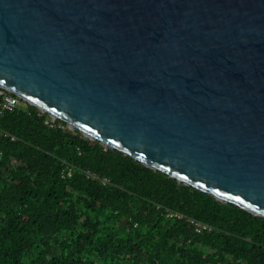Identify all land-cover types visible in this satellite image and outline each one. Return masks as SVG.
<instances>
[{"label": "water", "instance_id": "water-1", "mask_svg": "<svg viewBox=\"0 0 264 264\" xmlns=\"http://www.w3.org/2000/svg\"><path fill=\"white\" fill-rule=\"evenodd\" d=\"M0 87L264 217V0H0Z\"/></svg>", "mask_w": 264, "mask_h": 264}, {"label": "trees", "instance_id": "trees-1", "mask_svg": "<svg viewBox=\"0 0 264 264\" xmlns=\"http://www.w3.org/2000/svg\"><path fill=\"white\" fill-rule=\"evenodd\" d=\"M22 103L0 113V264H264V217Z\"/></svg>", "mask_w": 264, "mask_h": 264}, {"label": "built area", "instance_id": "built-area-1", "mask_svg": "<svg viewBox=\"0 0 264 264\" xmlns=\"http://www.w3.org/2000/svg\"><path fill=\"white\" fill-rule=\"evenodd\" d=\"M0 88H1V90H0V96H1L0 113H3V111L13 112V111L17 110L18 108H20L23 99L20 96L8 91L7 89H4L2 87H0ZM43 113H45V112H43ZM57 120H58V118L51 116L50 120L46 121V124L54 126V124L57 122ZM13 140L15 141L16 139L13 138ZM69 175L71 176V171H70ZM105 182L108 183L109 182L108 179H106ZM170 217L171 218L184 219L183 215L176 214V213H172L170 215ZM191 222L196 225L198 232H202V231H206V230H209V231L212 230L211 227L204 225L202 223L196 222L194 220H191Z\"/></svg>", "mask_w": 264, "mask_h": 264}, {"label": "rangeland", "instance_id": "rangeland-1", "mask_svg": "<svg viewBox=\"0 0 264 264\" xmlns=\"http://www.w3.org/2000/svg\"><path fill=\"white\" fill-rule=\"evenodd\" d=\"M20 108L26 109V105L24 103L21 104ZM85 135V134H84ZM86 136V135H85ZM87 137V136H86ZM88 138V137H87ZM90 139V138H89Z\"/></svg>", "mask_w": 264, "mask_h": 264}]
</instances>
